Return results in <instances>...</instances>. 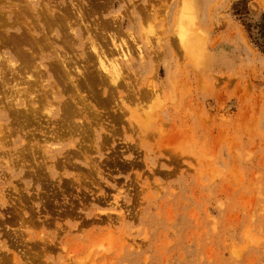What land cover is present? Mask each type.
Here are the masks:
<instances>
[{
  "label": "rangeland",
  "instance_id": "1",
  "mask_svg": "<svg viewBox=\"0 0 264 264\" xmlns=\"http://www.w3.org/2000/svg\"><path fill=\"white\" fill-rule=\"evenodd\" d=\"M23 1L0 0V52L32 79L41 63L52 73L18 100L0 87V264H264V53L239 0ZM247 8L258 20L264 0ZM93 42L108 59L131 52L121 78Z\"/></svg>",
  "mask_w": 264,
  "mask_h": 264
},
{
  "label": "bare ground",
  "instance_id": "2",
  "mask_svg": "<svg viewBox=\"0 0 264 264\" xmlns=\"http://www.w3.org/2000/svg\"><path fill=\"white\" fill-rule=\"evenodd\" d=\"M21 2V1H20ZM23 2H28V0L26 1V0H24ZM9 3V2H8ZM12 3H13V1H12ZM22 5V4H21ZM25 5V4H24ZM23 5V6H24ZM29 4H27V6H28ZM43 5H45V4H43ZM74 5V4H73ZM19 6V5H18ZM25 7V6H24ZM23 7V8H24ZM39 7V6H38ZM38 7H37V9H38ZM46 7V5L44 6V8ZM77 7V6H76ZM76 7H75V9H76ZM18 8V7H17ZM26 8H31V7H26ZM73 8V7H72ZM21 9H22V7H21ZM34 9V8H33ZM46 9H47V12L49 13L48 14V17H50L51 16V18H55L54 17V14H53V11H51V8H47L46 7ZM78 9H80L81 10V8H79L78 7ZM32 10V9H31ZM42 10H44V9H42ZM63 10V9H62ZM73 10V9H72ZM71 10V11H72ZM39 11V10H38ZM41 11V10H40ZM78 11V10H77ZM45 12H46V10H45ZM44 12V13H45ZM81 12V11H80ZM14 13H16V12H14ZM43 14V13H42ZM41 14V15H42ZM57 14V13H56ZM19 15V14H18ZM44 16V15H43ZM75 16V15H74ZM80 16V15H79ZM84 15H82L81 14V20H84L85 18L83 17ZM16 17H19V16H16ZM47 17V16H46ZM67 17V16H66ZM40 18H42V17H40ZM43 19V18H42ZM72 19V18H71ZM37 20V19H36ZM46 20V19H45ZM54 20V19H53ZM57 21V20H56ZM71 21V20H70ZM33 22H34V20H33ZM37 22H38V20H37ZM45 22V21H44ZM43 22V23H44ZM48 22V21H47ZM46 22V23H47ZM69 22V21H68ZM68 22H67V24H68ZM75 22H77V21H75ZM46 23H44V24H46ZM38 24H39V22H38ZM52 24V23H51ZM59 24V23H58ZM84 24V23H83ZM40 25V24H39ZM50 25V24H49ZM48 25V26H49ZM66 25V24H65ZM69 25H70V22H69ZM86 25H88V24H85V29H88L87 27L89 26H86ZM60 26V25H59ZM74 26H75V24H74ZM49 27H51V26H49ZM71 27V26H70ZM71 28H73V27H71ZM70 28V29H71ZM54 29V28H53ZM69 29V28H68ZM42 30H43V27H42ZM60 30V29H59ZM74 30V29H73ZM72 30V31H73ZM178 30H179V36H180V40H181V42L183 43V44H185V46H189V47H193V50H192V52H194L196 49H194V47H196L197 48V46L199 47V44L201 43V36L198 34V32H197V28H195V27H193V24H192V22H191V20H190V14H189V11H188V9H187V6L185 5L184 7H183V9H182V11H181V17L179 18V24H178ZM48 31V30H47ZM69 31H71V30H69ZM43 32H44V30H43ZM50 32V31H49ZM88 32H89V29H88ZM87 32V33H88ZM91 32V31H90ZM50 33H53V30H52V32H50ZM72 33V32H71ZM74 33V32H73ZM75 33L77 34V32L75 31ZM86 33V34H87ZM40 34V33H39ZM70 33H68V35H69ZM47 35V34H46ZM92 35V34H91ZM95 35V34H94ZM44 36V35H43ZM59 36V35H58ZM46 37H48L49 38V36H46ZM53 37V36H52ZM24 39V41H26V42H29V43H35V44H37L38 43V37L34 34V33H31L30 31H28L26 34H23V37H22V40ZM56 39H57V37H56ZM61 39V38H60ZM45 40V39H44ZM49 40V39H48ZM47 41V40H46ZM50 41V40H49ZM49 41H48V43H49ZM93 41V40H92ZM113 41H115L114 39H112L111 40V43H113ZM51 42V41H50ZM47 43V42H46ZM53 43H54V41H53ZM51 44L50 43V45H51V47H52V45H54V44ZM62 43V42H61ZM115 44H116V41H115ZM202 44V43H201ZM3 45V44H2ZM9 45V44H8ZM38 45V44H37ZM48 46H49V44H47ZM93 47H94V42H93ZM113 45V44H112ZM117 45V44H116ZM120 45V46H119ZM119 48H120V50L119 51H121V53L119 54V56L118 57H116V58H114V59H108L107 57H106V55H104L105 53V51L103 52L102 51V49H101V51H99V50H96V47H94V53H96V56L95 57H98L97 59V63H99V64H96V65H99L100 67L99 68H101L104 72H106V75H108L107 77H109L110 79H119V78H121V76H122V74L124 73V70H125V65L126 64H129L131 61V57H130V54H131V52L130 51H127V50H124L123 48H121V44L119 43ZM34 46V45H33ZM36 46V45H35ZM34 46V47H35ZM114 46V45H113ZM112 46V47H113ZM184 46V47H185ZM53 48H54V46H53ZM12 48H10V50H11ZM185 49H187L188 50V48L186 47ZM191 49V48H190ZM12 50H15V49H12ZM47 50V49H46ZM118 50V49H117ZM2 51V50H1ZM91 51V50H90ZM118 51V52H119ZM197 51V50H196ZM102 54H101V53ZM13 53H15V52H13ZM16 53H18V55L20 56V57H18V59L20 58L21 59V57H25V56H29V55H32L33 54V51H32V48H28V47H26V49L21 45L20 47H19V44H18V48H17V51H16ZM140 56H142V52L140 51ZM193 54V53H192ZM92 55V54H91ZM194 56H195V54H193ZM27 56V57H28ZM27 57H26V59H27ZM38 57H39V54H38ZM37 57V58H38ZM30 57H28V59H29ZM57 58H58V61H59V64H60V66L64 69V71L63 72H66V74H67V80L69 81V84H71L72 86H73V88L75 89V90H78L79 91V84H77V82H75L77 79L73 76V74H72V67L70 68V67H68V65H67V63H66V58H65V56L63 57L62 55H60V54H58L57 53ZM93 59V58H92ZM96 59V58H95ZM37 60V59H36ZM82 60V59H81ZM21 61V60H20ZM38 61V60H37ZM30 62V61H29ZM23 63H25V61H23ZM23 63H21L20 64V62L18 63L13 57H12V55H7V53H1L0 52V87H2L3 88V90H6V92H9V93H11V94H15V99L16 100H18V94L19 93H21L22 91H27L28 92V90L26 89V85H28V88L30 87H32V86H34V84H37V83H39V80H40V78L39 79H32L33 78V75L32 74H30L29 72H25L26 71V66L23 64ZM28 63V62H27ZM40 63V62H39ZM77 63H79V62H77ZM81 63V62H80ZM23 64V65H22ZM27 65V64H26ZM91 65V64H90ZM26 68H25V67ZM30 66H32V65H30ZM83 66V65H82ZM75 68H74V70H76V73H78L79 75H85L87 72H86V70H83V71H85V72H82L81 70H79L80 68L76 65V66H74ZM84 67V66H83ZM82 67V68H83ZM28 68H30V67H28ZM36 69V70H35ZM97 69V68H96ZM30 69H28V71H29ZM33 70V69H32ZM100 70V69H99ZM33 71H36V73H38V74H41V78H43L44 76L43 75H45L46 76V78L45 79H42V80H40V83H41V85H43L44 87H45V85H48V84H44L45 82H47V81H49V79L51 78V70H50V68H48L45 64H43V63H41V64H38V65H35V68H34V70ZM102 71V72H103ZM22 72H24V74L25 75H23L22 74ZM58 72V71H57ZM55 74H57V73H55ZM61 74V73H60ZM63 74V73H62ZM65 74V73H64ZM66 74H65V76H66ZM103 74V73H102ZM58 75V77H59V74H57ZM53 76V75H52ZM61 76H63V75H61ZM86 76H88V75H86ZM86 76H84V77H86ZM100 76H101V74H100ZM104 77V76H103ZM55 78H57V77H55ZM65 78V77H64ZM99 78V77H98ZM102 78V77H101ZM66 79V78H65ZM84 79H86V78H84ZM83 79V80H84ZM105 79H106V77H105ZM64 80V79H63ZM87 80V79H86ZM108 80V79H107ZM50 81H52V79L50 80ZM78 81V80H77ZM97 81V80H96ZM99 81V80H98ZM109 81H111V80H109ZM44 82V83H43ZM53 82V81H52ZM59 82H61V81H59ZM85 82V81H84ZM62 83V82H61ZM36 86V85H35ZM55 85H53V87H54ZM56 87H57V85H56ZM62 87V86H61ZM69 87V86H68ZM2 88L0 89V90H2ZM35 88H37V87H35ZM41 88V87H40ZM43 88V87H42ZM49 88V87H48ZM55 88V87H54ZM39 89V88H38ZM51 89V88H50ZM56 89V88H55ZM58 89V88H57ZM56 89V90H57ZM63 89V88H62ZM42 90H44V89H42ZM52 90H54V89H52ZM37 90H35V92H36ZM47 91V90H46ZM45 91V92H46ZM49 91V90H48ZM47 91V92H48ZM4 92V91H3ZM27 92H26V94H27ZM33 92H34V90H33ZM44 92V93H45ZM46 92V93H47ZM50 93V91L48 92V94ZM6 95H7V93H5ZM30 94V93H29ZM29 94H28V96H29ZM41 94V93H40ZM40 94H38L37 96H39ZM43 94V93H42ZM41 94V95H42ZM50 94H52V92L50 93ZM56 94V93H55ZM4 95V94H3ZM20 95V94H19ZM23 95H25V93H23ZM47 95V94H46ZM54 95V94H53ZM59 95V94H58ZM13 96V95H12ZM45 96V95H44ZM49 96V95H48ZM56 96H57V94H56ZM84 96V95H83ZM83 96L82 97H80V98H82L83 100H84V98H85V96H84V98H83ZM19 97H21V96H19ZM36 97V96H35ZM34 97V98H35ZM40 97V96H39ZM46 97V96H45ZM71 97V96H70ZM6 98H8V96L7 97H5V99ZM14 98V97H13ZM31 98V97H30ZM37 98V97H36ZM52 98H54V96H52ZM78 98V97H77ZM76 99V98H75ZM9 100H10V97H9ZM12 100V99H11ZM10 100V101H11ZM14 100V99H13ZM13 100H12V102H13ZM16 100H14L15 102H16ZM31 100V99H30ZM30 100H27L28 101V103H29V101ZM8 101V100H7ZM9 101V102H10ZM35 101V100H34ZM47 101H49V100H47ZM67 101V100H66ZM88 101V100H87ZM31 102V101H30ZM41 102V101H40ZM39 102V103H40ZM46 102V101H45ZM52 102V101H51ZM63 102V101H62ZM23 103V102H22ZM27 103V102H26ZM25 103V104H26ZM36 103H38V102H36ZM47 103V102H46ZM45 103V104H46ZM86 103V102H85ZM8 104H11V103H8ZM15 104V103H14ZM13 104V105H14ZM56 104V103H55ZM6 105V104H5ZM12 105V104H11ZM37 105V104H36ZM42 105H44V104H42ZM49 105V104H48ZM81 105V104H80ZM91 105V104H90ZM27 106L28 105H26V107L25 108H27ZM35 106V105H34ZM45 106H47V104L45 105ZM6 107H7V105H6ZM11 107V106H10ZM21 107V106H20ZM24 107V106H23ZM42 107V106H41ZM48 108L49 107H51L50 105L49 106H47ZM46 107V108H47ZM8 108V107H7ZM13 108H15V107H13ZM28 108H29V110H30V106H28ZM44 108V107H43ZM125 108V107H124ZM11 109V108H10ZM33 109V108H32ZM31 109V110H32ZM50 109H52V108H50ZM60 109V108H59ZM49 111V110H48ZM19 112V110L18 111H15V114L17 115V113ZM46 112H47V110H46ZM21 113H19V115H20ZM49 117H48V119L50 118V120L52 119V116H53V114H52V111L50 110L49 111ZM60 114V113H59ZM76 114V113H75ZM81 115V114H80ZM13 116V115H12ZM18 116V115H17ZM96 116V115H95ZM137 117V116H136ZM13 118V117H12ZM21 118V117H20ZM35 118V117H34ZM58 118V117H57ZM29 120V119H28ZM81 120V119H80ZM85 120V119H84ZM89 121V120H88ZM138 121V120H137ZM136 121V122H137ZM48 122V121H47ZM41 124V123H40ZM43 125V124H42ZM141 125V124H140ZM139 125V126H140ZM91 126V125H90ZM143 126V125H142ZM77 127V126H76ZM84 127V126H83ZM145 127V126H144ZM18 128V127H17ZM68 128V127H67ZM74 128V127H73ZM72 128V129H73ZM10 129V128H9ZM56 129V128H55ZM77 129V128H76ZM80 129H82V128H80ZM12 131V130H11ZM19 131V130H18ZM28 131V130H27ZM41 131V130H40ZM70 131H71V129H70ZM4 132V131H3ZM10 132V131H9ZM61 133V132H60ZM54 134V133H53ZM52 134V135H53ZM5 135H8L6 132H5ZM10 135H12V134H10ZM33 135V134H32ZM60 135V134H59ZM8 137V136H7ZM6 137V138H7ZM11 137V136H10ZM58 137H60V136H58ZM5 138V139H6ZM44 138V137H43ZM53 138H54V136H53ZM62 138V137H61ZM34 140V139H33ZM59 140V139H58ZM46 141V140H45ZM63 141V140H62ZM41 142H43V141H41ZM21 162V161H20ZM118 203V202H117ZM118 204H120V203H118ZM121 214V213H120ZM119 215V214H118ZM121 215H123V214H121ZM117 220V219H116Z\"/></svg>",
  "mask_w": 264,
  "mask_h": 264
},
{
  "label": "trees",
  "instance_id": "3",
  "mask_svg": "<svg viewBox=\"0 0 264 264\" xmlns=\"http://www.w3.org/2000/svg\"><path fill=\"white\" fill-rule=\"evenodd\" d=\"M234 13L243 21L252 42L264 53V12L258 20L248 19L247 0H239L234 4Z\"/></svg>",
  "mask_w": 264,
  "mask_h": 264
}]
</instances>
